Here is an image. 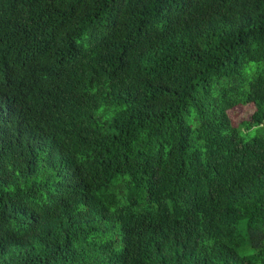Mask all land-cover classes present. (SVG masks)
I'll return each mask as SVG.
<instances>
[{
	"label": "trees",
	"instance_id": "trees-1",
	"mask_svg": "<svg viewBox=\"0 0 264 264\" xmlns=\"http://www.w3.org/2000/svg\"><path fill=\"white\" fill-rule=\"evenodd\" d=\"M263 123L264 0H0V264H264Z\"/></svg>",
	"mask_w": 264,
	"mask_h": 264
},
{
	"label": "rangeland",
	"instance_id": "rangeland-1",
	"mask_svg": "<svg viewBox=\"0 0 264 264\" xmlns=\"http://www.w3.org/2000/svg\"><path fill=\"white\" fill-rule=\"evenodd\" d=\"M256 65V64H254ZM254 110V107L249 104L246 106H237L228 111L229 118L231 119V122L233 126H238L240 128H243V123L250 119V116ZM263 128H260L258 131L262 134H264V123ZM256 131L255 128L250 130L251 133H254Z\"/></svg>",
	"mask_w": 264,
	"mask_h": 264
}]
</instances>
